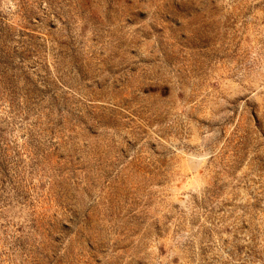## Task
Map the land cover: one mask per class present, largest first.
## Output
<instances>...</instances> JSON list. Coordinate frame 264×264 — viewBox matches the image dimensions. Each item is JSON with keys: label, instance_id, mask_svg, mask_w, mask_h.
I'll use <instances>...</instances> for the list:
<instances>
[{"label": "rangeland", "instance_id": "374dc122", "mask_svg": "<svg viewBox=\"0 0 264 264\" xmlns=\"http://www.w3.org/2000/svg\"><path fill=\"white\" fill-rule=\"evenodd\" d=\"M0 264H264V0H0Z\"/></svg>", "mask_w": 264, "mask_h": 264}]
</instances>
